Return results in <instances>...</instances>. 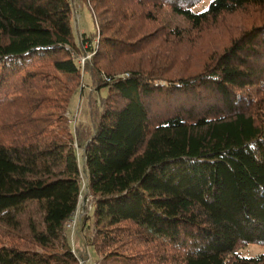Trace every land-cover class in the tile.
Listing matches in <instances>:
<instances>
[{
  "label": "trees",
  "instance_id": "obj_1",
  "mask_svg": "<svg viewBox=\"0 0 264 264\" xmlns=\"http://www.w3.org/2000/svg\"><path fill=\"white\" fill-rule=\"evenodd\" d=\"M81 1L0 0V264H78L87 195L98 264H264V0Z\"/></svg>",
  "mask_w": 264,
  "mask_h": 264
},
{
  "label": "rangeland",
  "instance_id": "obj_2",
  "mask_svg": "<svg viewBox=\"0 0 264 264\" xmlns=\"http://www.w3.org/2000/svg\"><path fill=\"white\" fill-rule=\"evenodd\" d=\"M210 0H204L198 9L204 8L208 5ZM73 30L75 36L78 40H81L82 34L94 35L98 32V23L92 13L88 4L82 2L81 0H74V20H73ZM104 93V90L102 91ZM101 92V93H102ZM96 89H94L93 82L89 73H85L82 78V89L72 100L70 106V118L72 119V124H84L92 125L94 117L97 114V104L95 98H98ZM80 151L81 164L83 166V155L82 150ZM83 184L84 191L83 197L87 193V174L84 171L83 167ZM90 196V195H89ZM82 198L79 210L76 212V217L78 218L79 224L74 228L70 236L71 242L74 245V249L79 258H84L89 260V264H98V261H101L102 255H98L94 248L88 246L86 239L84 238V232L80 230L81 219L84 216V213L88 212L89 207H91L92 197ZM88 208V209H87ZM93 210H90L92 212ZM244 255L254 256L260 253H264V245L259 244H250L243 248L242 250Z\"/></svg>",
  "mask_w": 264,
  "mask_h": 264
},
{
  "label": "built area",
  "instance_id": "obj_3",
  "mask_svg": "<svg viewBox=\"0 0 264 264\" xmlns=\"http://www.w3.org/2000/svg\"><path fill=\"white\" fill-rule=\"evenodd\" d=\"M88 57H90V55H88ZM84 60H85V58L82 59V62H84ZM77 222H78V218L76 216H73V218L71 219V221L69 223V227L74 230L75 225H76ZM78 264H89V260L88 259H84V258H79V263Z\"/></svg>",
  "mask_w": 264,
  "mask_h": 264
}]
</instances>
